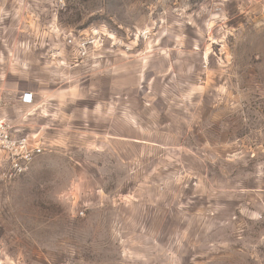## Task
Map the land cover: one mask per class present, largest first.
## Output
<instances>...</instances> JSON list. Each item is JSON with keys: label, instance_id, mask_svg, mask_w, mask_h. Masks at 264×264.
<instances>
[{"label": "rangeland", "instance_id": "obj_1", "mask_svg": "<svg viewBox=\"0 0 264 264\" xmlns=\"http://www.w3.org/2000/svg\"><path fill=\"white\" fill-rule=\"evenodd\" d=\"M1 113L0 264H264V0H0Z\"/></svg>", "mask_w": 264, "mask_h": 264}, {"label": "built area", "instance_id": "obj_2", "mask_svg": "<svg viewBox=\"0 0 264 264\" xmlns=\"http://www.w3.org/2000/svg\"><path fill=\"white\" fill-rule=\"evenodd\" d=\"M21 100L23 103H33V93L25 92ZM0 148L7 159L2 172V179L5 181L13 180L26 173L34 159L44 152V147L33 144L29 137L15 135L13 125L3 115H0Z\"/></svg>", "mask_w": 264, "mask_h": 264}, {"label": "crops", "instance_id": "obj_3", "mask_svg": "<svg viewBox=\"0 0 264 264\" xmlns=\"http://www.w3.org/2000/svg\"><path fill=\"white\" fill-rule=\"evenodd\" d=\"M29 92H31V91H29ZM33 93V97H34V101H33V103H30V104H28V103H24L26 106H28V107H32V108H35L36 106H38V104H37V102L35 103V93L34 92H32ZM50 96H51V93L49 92V93H47L46 95H45V99H49L50 98ZM0 115H3V116H5L4 114H0ZM6 117V116H5Z\"/></svg>", "mask_w": 264, "mask_h": 264}]
</instances>
